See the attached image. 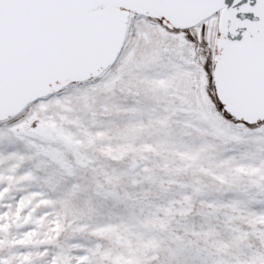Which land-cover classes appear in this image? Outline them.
Instances as JSON below:
<instances>
[{
	"label": "snow or ice",
	"instance_id": "1",
	"mask_svg": "<svg viewBox=\"0 0 264 264\" xmlns=\"http://www.w3.org/2000/svg\"><path fill=\"white\" fill-rule=\"evenodd\" d=\"M0 264H264V0H0Z\"/></svg>",
	"mask_w": 264,
	"mask_h": 264
}]
</instances>
